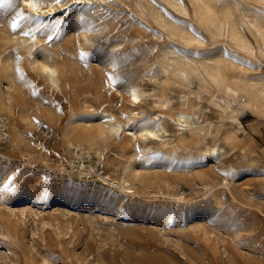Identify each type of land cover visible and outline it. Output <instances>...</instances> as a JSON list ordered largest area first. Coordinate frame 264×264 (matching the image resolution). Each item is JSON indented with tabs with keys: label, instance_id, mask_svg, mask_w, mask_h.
<instances>
[{
	"label": "rangeland",
	"instance_id": "374dc122",
	"mask_svg": "<svg viewBox=\"0 0 264 264\" xmlns=\"http://www.w3.org/2000/svg\"><path fill=\"white\" fill-rule=\"evenodd\" d=\"M147 1L166 21L200 35L202 46L167 42L157 30L156 12L150 8L140 13L133 0L99 1L105 31L90 45H81L75 33L67 34L64 22L56 27L50 25V30L42 35V44L48 47L57 43L71 74L60 92H54L38 78L34 91L42 94L40 97L61 120L69 114L79 116L87 107L109 109L117 114L131 107L122 86L125 81L140 86L148 96L156 95L164 85L160 79L154 83L146 70L163 53L197 57L205 51L202 49L205 45L206 49H219L235 57L239 63L235 75L239 78L264 80V57L257 54L258 62L241 60L238 57L241 54L229 42L211 38L193 17L184 18L162 0ZM217 1L234 10L244 34L256 48L258 41L246 27L245 20L252 19L250 11L264 12V1ZM92 2L98 3L97 0ZM31 12L20 9L17 0H0V44L8 46L9 52L14 51L13 37L21 31L20 19ZM14 21L18 23L15 29L11 26ZM7 29L13 34L4 31ZM105 42L118 60V70L111 73L96 60L97 49ZM168 94L172 98L171 113L194 110L192 98L188 103H180L176 92ZM198 104L197 114L205 128L202 136L188 139L189 145L179 144L174 138L170 141L169 137V140L166 137L162 140L163 146L160 140V144H154L156 148L169 150V153L163 152L166 161L174 158L178 162L187 154L191 166H182L179 162L149 165L138 142L123 141L122 148L104 146L105 157L115 165L109 166L110 172L135 165L147 178L165 179L170 185H162L166 192H170L172 186L184 185L183 178L188 173L187 191L178 201L149 193L147 189H142L138 196H128L108 184L99 187L91 182L86 186V178L76 179V175L71 174V179L63 180L64 203L58 204L54 193L45 195L26 177H39L48 184L55 183V178L61 179L59 174L49 179L41 173L39 165L23 166L18 158H13L9 163L12 179L7 187L15 192L5 191L4 187L0 193V264H264V108L241 115L242 130H236V140L226 144L224 139L232 128L226 120L216 117L214 106L206 99ZM142 110L153 112L149 100ZM46 133L49 138L44 139L37 133L35 141L49 148L54 131ZM213 146L218 147L222 155L216 159H202L200 150ZM63 162L65 165L66 161ZM33 166L40 169L36 172L38 176L32 171ZM196 173H203V176L200 178ZM107 191L111 193L106 198ZM25 207L31 208H26V213L33 211L38 217L27 215L24 221L19 215L11 218L12 210L19 214ZM173 211H180L182 220L165 222L162 215ZM5 221L10 225L4 226Z\"/></svg>",
	"mask_w": 264,
	"mask_h": 264
},
{
	"label": "bare ground",
	"instance_id": "6f19581e",
	"mask_svg": "<svg viewBox=\"0 0 264 264\" xmlns=\"http://www.w3.org/2000/svg\"><path fill=\"white\" fill-rule=\"evenodd\" d=\"M92 1L61 0L57 3L56 0H17L20 9L33 12L20 19L21 31L18 36L13 37V44L11 43L13 52L8 51V46L0 44V193L12 179L13 171L9 163L16 157L23 166L39 165L43 175L45 170H52L56 175L59 174L61 179L55 178V183L50 181L48 184L39 177H26L41 192L54 193L58 204L64 203L66 191L63 188V180L71 179V174L76 175V179L86 178V186L91 182H95L99 187L108 184L113 190L128 196H138L142 189H147L149 193L169 196L178 201L187 191L186 183L190 176L188 173L184 175V185L172 186L170 192H166L162 189V185L167 187L170 185L165 179L157 176L147 178L135 165L110 172L109 166L115 165L105 157L104 146L122 148L123 141L138 142L149 165L156 163L175 165L179 162L182 166H191V158L186 156L187 154L178 162L174 158L166 161L163 152L167 150L169 153V150H161L154 147V144L169 137L183 145L192 137L202 136L205 133L204 121L197 114L198 103L202 99L212 104L216 117L220 121L226 120L227 125L232 128L233 131L224 139L226 144H230L237 138L235 131L242 130L239 117L244 113H256L263 110L264 80L251 81L239 78L235 75L239 64L235 57L219 49H206L208 46L205 45L202 48L205 51L197 57L189 54L163 53L154 65L146 70L154 83L160 79L164 85V88L159 89L156 95L148 96L140 86L125 81L122 86L131 107L123 108L118 114L109 109L95 110L87 107L81 115L69 114L63 121L45 102L46 100L40 97L42 94L37 95L34 88L38 78L54 92H60L67 83L71 71L60 56L57 43L53 42L47 47L42 44L41 38L50 30V25L54 24L56 27L64 22L67 34L75 33L81 45H90L96 36L105 31L100 0H97L98 3ZM162 1L184 18L193 17L211 38L229 42L241 54L238 55L241 60L251 59L258 62L260 60L257 54L264 57L263 11H250L252 19L245 20L246 27L252 30L258 41L257 47L254 48L230 6L221 5L217 0ZM133 2L140 13H146L150 8L154 13L156 12L157 30L167 42L179 41L188 46L193 44L202 46L203 39L200 35L187 27H179L166 21L164 16L157 12L147 0H133ZM42 4H46L45 7ZM4 31L13 34L12 31L9 32L10 29ZM96 60L108 73L118 70V60L107 42L97 49ZM45 68L50 71L45 72ZM168 92H176L180 103H188L187 101L193 99L194 110L192 112L173 110L175 113H171L172 98ZM41 93L44 94V92ZM148 100L153 107L152 113H145L142 110ZM171 127L174 131L170 130ZM50 130L54 133L49 148L35 141L37 133L44 139L49 138L46 132ZM161 143L163 146V141ZM200 152V157L205 160L216 159L222 155L216 146L204 147ZM63 160L66 161L65 165ZM38 175L37 173L36 176ZM196 175L201 178L203 173H196ZM109 192L104 193L106 198L110 195L111 192ZM26 208L31 209L30 207L18 209L19 214H15L12 210L11 218L19 215L21 217L19 219L24 221L27 215L38 217L33 211L26 213ZM182 216L180 211H173L164 213L162 218L165 222L169 220L180 222ZM3 223L6 226L8 222Z\"/></svg>",
	"mask_w": 264,
	"mask_h": 264
},
{
	"label": "built area",
	"instance_id": "2783aa9c",
	"mask_svg": "<svg viewBox=\"0 0 264 264\" xmlns=\"http://www.w3.org/2000/svg\"><path fill=\"white\" fill-rule=\"evenodd\" d=\"M32 171L33 172H39L40 169L37 166H33ZM44 176L49 178V179H53L55 177V173L52 170H45Z\"/></svg>",
	"mask_w": 264,
	"mask_h": 264
},
{
	"label": "snow or ice",
	"instance_id": "6c2138e0",
	"mask_svg": "<svg viewBox=\"0 0 264 264\" xmlns=\"http://www.w3.org/2000/svg\"><path fill=\"white\" fill-rule=\"evenodd\" d=\"M56 2L59 3V2H61V0H56ZM11 26H12L13 29H15V28L18 26V23L14 21V22L12 23ZM188 27L191 28L190 25H189ZM26 34H27V33H26ZM44 71H45V72H48V71H50V70L47 69V68H45ZM5 191H12V192H15V189L8 188L7 185H6V186H5ZM45 195H46V193H45Z\"/></svg>",
	"mask_w": 264,
	"mask_h": 264
}]
</instances>
